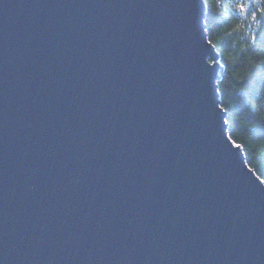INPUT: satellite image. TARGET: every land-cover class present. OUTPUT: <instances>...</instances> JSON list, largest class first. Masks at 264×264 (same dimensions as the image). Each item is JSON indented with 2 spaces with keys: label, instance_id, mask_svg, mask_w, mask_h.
Segmentation results:
<instances>
[{
  "label": "water",
  "instance_id": "obj_1",
  "mask_svg": "<svg viewBox=\"0 0 264 264\" xmlns=\"http://www.w3.org/2000/svg\"><path fill=\"white\" fill-rule=\"evenodd\" d=\"M205 10L0 0V264H264Z\"/></svg>",
  "mask_w": 264,
  "mask_h": 264
},
{
  "label": "trees",
  "instance_id": "obj_2",
  "mask_svg": "<svg viewBox=\"0 0 264 264\" xmlns=\"http://www.w3.org/2000/svg\"><path fill=\"white\" fill-rule=\"evenodd\" d=\"M204 2L206 32L222 64L228 134L264 181V0Z\"/></svg>",
  "mask_w": 264,
  "mask_h": 264
},
{
  "label": "bare ground",
  "instance_id": "obj_3",
  "mask_svg": "<svg viewBox=\"0 0 264 264\" xmlns=\"http://www.w3.org/2000/svg\"><path fill=\"white\" fill-rule=\"evenodd\" d=\"M221 107L223 108V106L221 105ZM227 115V114H226ZM226 120H227V118H226ZM227 128H228V126H227ZM242 151H243V149H242ZM244 153V152H243ZM250 166V165H249ZM251 167V166H250Z\"/></svg>",
  "mask_w": 264,
  "mask_h": 264
},
{
  "label": "snow or ice",
  "instance_id": "obj_4",
  "mask_svg": "<svg viewBox=\"0 0 264 264\" xmlns=\"http://www.w3.org/2000/svg\"><path fill=\"white\" fill-rule=\"evenodd\" d=\"M241 7L243 8V5H241Z\"/></svg>",
  "mask_w": 264,
  "mask_h": 264
},
{
  "label": "rangeland",
  "instance_id": "obj_5",
  "mask_svg": "<svg viewBox=\"0 0 264 264\" xmlns=\"http://www.w3.org/2000/svg\"><path fill=\"white\" fill-rule=\"evenodd\" d=\"M205 26H206V24H205ZM210 40V39H209ZM212 62V61H211Z\"/></svg>",
  "mask_w": 264,
  "mask_h": 264
}]
</instances>
